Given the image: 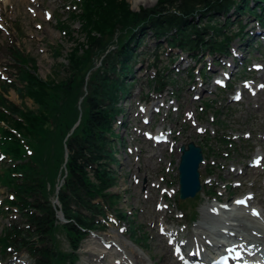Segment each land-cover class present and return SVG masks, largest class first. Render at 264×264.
<instances>
[{"label": "rangeland", "instance_id": "rangeland-1", "mask_svg": "<svg viewBox=\"0 0 264 264\" xmlns=\"http://www.w3.org/2000/svg\"><path fill=\"white\" fill-rule=\"evenodd\" d=\"M76 1L0 0V78L15 84L4 93L8 101L20 107L37 108L31 98L22 97L17 91L16 87L21 88L23 84L19 83L15 63L8 54V47L12 44L35 60L38 77L59 79L64 76V72L59 73L58 69L66 64L65 57L74 42L62 33L58 22L70 24L71 38L85 39L81 32L82 21L71 18L72 11H81L76 7ZM125 1L132 11L153 7L157 3V0L151 5H146L148 0ZM249 3L256 6L254 0ZM232 19L231 29L237 32L239 27L241 30L231 45L232 68L226 63L221 65L219 61L213 64L205 58V74L202 73L203 68H199L190 75L189 67L185 65L191 67L198 63L195 57L190 56L188 62L172 63L173 54L164 51V37L159 40V46L149 35L137 50L141 54L133 67L132 91L117 103L123 112L117 115L118 121L113 126L121 145L114 153L119 163L113 165L117 182L111 190L120 196L117 206L132 217L136 228L148 233L147 244L138 247L155 264H184L188 257L191 263L217 259V256L213 258L217 250L209 244L196 246L193 236L197 222L203 218V221H210L202 216L201 209L213 202L231 205L239 197H246L251 202L250 206L260 208L264 214V158L258 166L252 163L254 157L264 156V91L260 89H264L261 87L264 85V15L262 19L246 14L232 16ZM55 49L60 56L55 57ZM235 53L240 56H233ZM218 67L226 73L222 75L229 85L226 88L214 85L221 72L215 71ZM161 73L165 79L169 77L165 80L168 84L162 91H153L147 79ZM239 89L242 99L232 100V95ZM153 102L159 111L151 109ZM206 102H209V107L205 106ZM190 112L197 116L204 130H198L193 124ZM144 116L149 117L148 123L142 121ZM157 129L170 133L164 144H155L144 135L145 131ZM224 138L230 142L222 140ZM190 141L203 149L205 161L198 168L201 189L193 197L180 200L177 197L178 147ZM4 163L0 158V164ZM211 190L215 192L213 195ZM6 196V189L0 186V232L13 219L20 221L14 210H2ZM55 199L53 196L52 202L57 204ZM59 213L58 210L59 222H66L63 213ZM64 234L61 229L56 235L58 247L68 252L70 249ZM114 234L120 241L138 238V235H131L129 221H122L118 215L108 212L106 227L91 231L81 240L76 264H98L92 254L100 253V243L93 244L92 236L112 240ZM180 242L186 245L180 247ZM33 262L26 251L7 256L0 252V264Z\"/></svg>", "mask_w": 264, "mask_h": 264}, {"label": "trees", "instance_id": "trees-1", "mask_svg": "<svg viewBox=\"0 0 264 264\" xmlns=\"http://www.w3.org/2000/svg\"><path fill=\"white\" fill-rule=\"evenodd\" d=\"M249 1L157 0L153 7L132 11L125 0H77L81 11H72L71 18L82 21L85 39L71 38L70 24L58 22L74 42L58 69L64 72L59 79L38 77L35 60L16 45L8 47L23 84L17 91L37 108L8 101L4 93L15 84L0 78V157L5 162L0 164V186L8 194L1 207L20 219L0 232L2 255L26 251L33 264H76L81 240L106 227L108 212L129 221L131 235H138L134 243L147 244L148 233L117 206L120 196L111 190L117 182L113 165L119 163L113 125L123 112L117 103L132 91L133 67L141 54L137 50L150 35L159 46L164 37L166 48L180 49L199 62L205 53L228 55L241 32L231 29L232 16L264 15V0H254L256 6ZM168 78L161 73L147 81L152 90L162 91ZM58 210L66 222H59ZM61 229L68 252L58 247Z\"/></svg>", "mask_w": 264, "mask_h": 264}, {"label": "bare ground", "instance_id": "bare-ground-1", "mask_svg": "<svg viewBox=\"0 0 264 264\" xmlns=\"http://www.w3.org/2000/svg\"><path fill=\"white\" fill-rule=\"evenodd\" d=\"M153 2L154 0H148L146 5H151ZM260 89L264 91L263 88ZM249 204L251 205V202ZM253 209L257 208L249 205L245 207L236 203L223 205L218 202L203 207L201 209L202 216L207 217L210 221H203L205 219L203 218L202 221L195 224L193 229L195 245L209 244L221 253L224 251L228 255H233L230 258L234 260H238L237 257L245 259L246 254L253 257L255 255L263 256L264 214L260 208L257 209L259 214H254ZM92 239L93 244L100 243V253L92 254L98 264H155L130 239L120 241L116 234L112 240L98 236H92ZM178 245L183 247L186 243L180 242ZM93 248L96 250L95 247ZM115 254L117 255L113 257ZM105 256L108 258L104 259ZM185 258L187 257L185 256ZM188 259L189 257L186 260Z\"/></svg>", "mask_w": 264, "mask_h": 264}, {"label": "water", "instance_id": "water-1", "mask_svg": "<svg viewBox=\"0 0 264 264\" xmlns=\"http://www.w3.org/2000/svg\"><path fill=\"white\" fill-rule=\"evenodd\" d=\"M78 121L75 123V125ZM179 161H178V197L185 199L193 197L198 190L201 189L199 182V165L204 161V155L201 146L193 141L179 146ZM67 155V152L65 156ZM62 182V181H61ZM59 186L56 187V192ZM57 202V199H55ZM59 214L62 215V212Z\"/></svg>", "mask_w": 264, "mask_h": 264}, {"label": "snow or ice", "instance_id": "snow-or-ice-1", "mask_svg": "<svg viewBox=\"0 0 264 264\" xmlns=\"http://www.w3.org/2000/svg\"><path fill=\"white\" fill-rule=\"evenodd\" d=\"M261 87H264V85H262ZM239 97H237V99H238ZM0 158H2V157H0ZM250 198V197H249Z\"/></svg>", "mask_w": 264, "mask_h": 264}]
</instances>
